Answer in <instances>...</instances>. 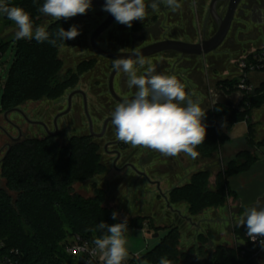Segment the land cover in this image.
Returning a JSON list of instances; mask_svg holds the SVG:
<instances>
[{"label": "trees", "instance_id": "16d2710c", "mask_svg": "<svg viewBox=\"0 0 264 264\" xmlns=\"http://www.w3.org/2000/svg\"><path fill=\"white\" fill-rule=\"evenodd\" d=\"M8 6L25 9L31 16L34 27L40 18L45 17L38 11L45 0H6ZM4 24L14 23L2 14ZM47 31L55 33L59 27L68 29V21L61 19L51 21ZM69 40H57V46L47 41L37 42L14 38L0 47L2 54L7 47L12 48V62L4 83L0 99V110L9 111L29 101L41 99H57L64 92L60 77L62 62L58 59V50L67 46ZM237 80L220 82V88L230 93L235 91ZM264 105V84L251 95L243 96L240 109L226 110L223 106H215L207 116L214 119L217 125H207L204 143L196 149L199 156L209 157L218 150L225 141L235 123L246 122L249 138L253 135V126L248 121L252 111ZM70 159L56 143L28 142L23 140L15 144L0 166V176L4 187L0 186V261L9 256L11 250H17L14 259L19 264H85L82 258L68 256L64 248L77 236L93 243L94 239L106 234L98 230L97 225L103 221L108 225L119 223L112 218L109 211L101 209L103 196L84 199L73 192L72 185L92 176L96 171L97 158L88 145L77 146ZM89 151L88 153H84ZM88 158L83 159L84 155ZM240 158L245 159L243 165L238 164ZM250 162L248 153L239 154L234 160L227 162L215 181L214 191L208 189L209 172L202 171L191 177L190 183L173 189L169 194L168 205L172 201H185L189 212L200 214L204 209L222 207L229 195L227 178L241 170H245ZM15 194L13 199L9 193ZM143 220L136 218L128 222L129 229H142ZM235 246H215L207 250L208 237L197 236L198 247L187 253L179 252L178 229H169L155 247L139 257L140 262L159 264L166 258L172 264H255L251 259L253 247L245 238L246 225L235 227ZM241 252L243 254L241 255ZM12 257V256H11Z\"/></svg>", "mask_w": 264, "mask_h": 264}, {"label": "flooded vegetation", "instance_id": "af4514ba", "mask_svg": "<svg viewBox=\"0 0 264 264\" xmlns=\"http://www.w3.org/2000/svg\"><path fill=\"white\" fill-rule=\"evenodd\" d=\"M188 2H191L190 8L187 6ZM211 2L212 0H207L203 4L202 0H180L182 7L177 12H172L166 6L159 12L151 11V13L147 10L149 12L147 17L151 20L142 22V24L138 23L140 26L137 30L129 32V27L119 24L114 35L107 36L105 41H100L101 36L110 28L113 21L96 38V46L104 52L125 56L131 54L132 49L136 47L142 50L163 42L200 45L215 34L219 22L218 18H222L227 9V0H218L212 8L215 13L214 18L210 13ZM67 21L69 26L70 22ZM179 22L185 23V27L177 28ZM135 25L133 22L131 28ZM146 28H150L151 31L145 39L133 40L136 33ZM210 29H213L211 34L208 32ZM94 31L89 38V47L94 53L93 56H81L82 58L75 63L74 61L77 60L72 59L74 67H72V62L58 56L62 62L61 81L65 92L67 91L66 94L58 97V104L53 103L42 108L39 101H29L27 102L30 105L27 114H23L19 108L21 113L10 112V110L2 111L0 166L12 147L23 140L31 143L53 141L63 152H67V159H70L74 152L81 151L78 148L72 150L74 144L76 147L88 145L97 158L99 173L95 171L91 177L77 181L72 185V189L75 185H83L92 189V194L89 197L84 198L73 191L75 194L84 199H92L97 196L99 190L103 200H109L112 193L105 192L103 187L106 188L108 184L107 175L114 173V179L109 185L110 190L124 188L123 175L127 174L131 178L135 176L156 186L159 196L157 199L169 200L170 192L175 189L172 186L175 172L181 170L185 173L191 166L186 158L187 155L181 153L176 157L161 156L164 160L160 159L159 164L154 166L148 174L144 166L141 165L144 161L143 154L141 159L140 156L131 155L129 153L130 144H125L115 138V127L111 122V113L117 104L125 99L134 98L136 89L128 87L126 74L112 67L113 59L105 58L94 51L90 43ZM85 41V34L83 33L75 39L69 40V44L64 47L73 45L74 48H79L78 52L81 53V49L85 48ZM263 41L264 0H242L222 43L226 45L227 54L251 50L254 47L256 49V46L260 47L261 44L259 46L258 44ZM97 57L102 60L97 59ZM145 58L151 62L158 73L175 75L184 84L186 92L194 101H199L201 107L207 112L203 121L206 124L209 107L210 105L215 107V103L219 100L220 89L219 81L216 80L212 70L215 64L208 61V54L191 56L175 51H163L145 56ZM65 66L67 67L64 69ZM143 72L144 69H140L138 74H143ZM54 106L57 108L55 109ZM6 127L15 131L16 135H11ZM88 152L84 150V153ZM85 158L88 156L84 155L83 159ZM155 175L159 178H154ZM138 179L137 182H139ZM165 184L169 188H161Z\"/></svg>", "mask_w": 264, "mask_h": 264}, {"label": "clouds", "instance_id": "9594fccd", "mask_svg": "<svg viewBox=\"0 0 264 264\" xmlns=\"http://www.w3.org/2000/svg\"><path fill=\"white\" fill-rule=\"evenodd\" d=\"M160 3L172 12L182 7L180 0H153L150 4H146L145 0H105L103 10L119 24L131 28L133 21L145 20L148 8L159 12ZM91 7L92 0H45L38 11L59 21L86 14ZM0 13L16 25L17 40L35 39L39 43L47 41L57 46V40H71L80 35L75 25L67 31L59 27L54 34L44 26L34 28L30 14L22 7L8 6L6 0H0ZM112 67L126 74L128 87L136 89L134 98L117 104L111 113L115 138L134 148H148L168 157L183 153L197 158L199 153L196 149L204 143L207 135V125L203 122L207 112L186 92L184 84L175 75L158 73L138 47L132 49L129 55L113 59ZM140 69H144L143 74H138ZM117 217L118 213L114 211L112 218L115 220ZM241 225H246L249 239L255 242L258 237L261 238L260 244L264 247V207L246 208L239 220ZM97 229H106V234L94 239L92 255L98 250L103 264H123L129 255L124 235L128 231L127 218L112 225L101 221ZM88 264L92 261L89 260ZM159 264L172 262L161 258Z\"/></svg>", "mask_w": 264, "mask_h": 264}, {"label": "rangeland", "instance_id": "374dc122", "mask_svg": "<svg viewBox=\"0 0 264 264\" xmlns=\"http://www.w3.org/2000/svg\"><path fill=\"white\" fill-rule=\"evenodd\" d=\"M207 0H202V3H206ZM152 0H145L146 4H150ZM191 2H188L187 6L190 8ZM165 5L163 3H160L159 7L160 10L164 7ZM150 12L152 11L151 8H148ZM153 12V11H152ZM151 12V13H152ZM149 13V12H148ZM108 16V12L104 11L103 8L95 7L92 6L86 14L82 15H77L75 17L69 18L70 24L68 26V30L75 25L79 31L80 34H85V43L84 49H81V53L78 52L79 48H74L73 45H70L69 47H61L58 51V56L60 58L63 57L66 61H70L73 63L72 59L77 60L74 61L78 62L80 58L83 57H91L94 55L93 51L89 47V38L91 33L95 30V28L100 25ZM151 19L146 17L144 21H133L136 25L133 28H128L129 32H133L138 29L140 24L142 22H149ZM53 21V18L50 16H45L40 18L38 21L37 26H47L48 23ZM119 25L116 20H114L113 24L110 26V28L103 33L101 36L100 41H103L107 36H112L115 34L116 27ZM184 28L185 23L179 22L177 23V28ZM35 28V27H34ZM213 29L208 30V32L211 34ZM17 31L16 25L14 23L5 25L4 21L2 19V15L0 14V47L3 46L4 44L9 43L11 40L15 38V32ZM28 40V39H27ZM105 41V40H104ZM225 43L221 45L216 51L208 54V61L211 63L213 62L215 65L212 67V70L214 71V76H217V68L218 63L222 62L223 60L225 61L224 57L225 54L226 56L229 55L227 54L226 48H225ZM104 47V46H103ZM260 47H262L260 45ZM257 47V48H260ZM2 48V47H1ZM105 48V47H104ZM250 51V49H249ZM77 58V59H75ZM97 59L102 60L100 57H97ZM222 59V60H221ZM12 62V48L7 47L5 51L1 54L0 58V99L3 93V87L4 83L6 82L7 79V74L8 70L10 68ZM74 63L72 64V67H74ZM67 66L64 67V69ZM62 73V72H61ZM64 92L63 94H66ZM51 99H41L39 100V104H41L42 108H46L47 105L56 103H59V98L54 99L53 101H50ZM29 103H24L18 108L21 110L23 114H27L29 110ZM55 109L57 106H54ZM1 116H2V111L0 110V121H1ZM13 117H15L13 115ZM17 120L19 121L18 117H16ZM23 126V125H22ZM244 127L242 125H237L235 127V133L236 135L242 133V129ZM6 129L9 131V133L13 136L16 135L15 131H11L9 127H6ZM129 153L133 156H141L143 154L144 156V161L141 163L142 166L146 169L147 173L150 174V170L153 169L154 166L159 164L160 159L164 160L161 158V155L157 151H153L148 148L144 147H132L129 145ZM188 159L189 165L194 164L195 159L186 156ZM178 172V171H176ZM181 173V176L183 177V171H179ZM115 174L114 173H109L107 175V186L106 188L103 187L105 192H111L112 197L109 200H103L101 209L105 211H109L111 214L115 211L118 213L117 219H115L117 222H123L125 218H127V221H131L133 219L139 218L143 220V226L142 229H129L128 231L125 232V238L127 240V249H128V257L124 261H128L131 259L132 256L134 255H142L146 254L147 252L151 251L155 245L159 242V239L163 237V235L172 228L178 229L179 233V240H178V250L179 252L182 253H187L193 248V246H198L199 241L197 240V232H195L193 228V224H197V226H200V232L202 234H205L207 231V227L204 225V222L202 221L203 218L207 217L210 218L211 215H203L201 216L198 214H194L189 212V205L185 201H172L170 203V207L167 206V201L168 200H161L157 199L159 198L158 196V190L157 187L154 185H151L143 180H140L136 178L135 176L131 178L129 175L124 174V188H115L113 190L109 189L110 182L111 180L114 179ZM127 176V177H126ZM154 178H159L158 176H153ZM137 179L139 182H137ZM152 179V176H151ZM4 180L0 176V186L4 187ZM169 186V185H168ZM161 188L166 189L169 188L165 184ZM160 188V189H161ZM73 191L76 193L80 194L84 198L89 197L92 194V189L86 188L83 185H75L73 187ZM12 198H15V194L10 192L9 193ZM224 206V205H223ZM206 209H204L203 212H205ZM230 215H228L229 217ZM230 218V217H229ZM186 219H190V222H188ZM202 219V220H201ZM230 221L224 214V216L221 217V221L217 222L215 226H212V231L217 230L221 233H224L226 229L229 227ZM130 224H128V227ZM196 226V227H197ZM230 231V230H229ZM228 231V234H223L224 237L220 236L218 238L219 240H224L226 243H231L230 245L233 246V236L232 233ZM158 235L157 238H153L154 235ZM196 236V239L194 237ZM215 236V235H214ZM218 240V241H219ZM216 243H207L206 247L208 251H212L213 248L216 246ZM185 264V263H181Z\"/></svg>", "mask_w": 264, "mask_h": 264}, {"label": "crops", "instance_id": "0c3cea01", "mask_svg": "<svg viewBox=\"0 0 264 264\" xmlns=\"http://www.w3.org/2000/svg\"><path fill=\"white\" fill-rule=\"evenodd\" d=\"M260 44L264 45V41L260 42L258 46ZM252 49H255V47ZM248 51L249 50L229 52V55H225V61L223 60L222 62L218 63V67L220 65L221 66L220 68H217L216 73H218L216 80H218L219 83L223 81L237 80L238 71L235 61ZM248 77L250 83L255 87V89L264 84V71L249 74ZM219 93H224V95L230 99H234L238 95H240L241 98L238 100L236 109H229L226 106L220 105L218 103H215L214 106H223L229 111H237L241 108L240 104L243 99L241 93L237 91L228 93L221 88L219 89ZM212 109L213 107L210 105L209 112ZM248 121L253 126L252 137L249 138L248 136L246 122L235 123L227 135V140L220 148H218L217 151L212 153L209 157H202L198 155V157L195 158L194 164H191L187 171L182 174L183 177L179 172L181 170H178V172H175L174 174L172 186L179 188L189 184L191 177L194 174L202 171H208V189L209 191H214L216 177L225 169L227 162L232 159L234 160L239 154L248 153L250 158L248 167L245 170H241L233 175H230L226 180L227 187L229 189V195L226 198L224 206L218 208H208L205 212H201V216L211 215L210 218L205 217L203 220L201 219L204 222V225L207 227V232L202 234L200 232V226H197V224L192 225L195 232H197L196 236L202 235L204 238L208 237L211 243H216V246H235L234 242L236 241V237L233 233V229L235 227L244 226H239V220L244 210L252 206H257L258 209L264 207V105H262L258 110L252 111ZM214 124L216 126L219 125H217V122L214 119H208L206 121V125ZM237 125H242L244 127L241 131L242 133L238 135L235 133V127ZM219 126L221 129L224 128L223 124H220ZM244 163V158H240L238 160L239 165H243ZM224 214L230 221L229 227L224 233H221L217 230L211 232L213 229L212 226H215L217 222L221 221V217L224 216ZM228 215H230V218ZM186 220H189L188 222H190V219ZM228 231L232 233L234 238L233 246L230 245L231 243L228 244L224 240L221 241L218 239L220 236L224 237L223 234H228ZM196 236L194 239H196ZM261 264H264V255L262 256Z\"/></svg>", "mask_w": 264, "mask_h": 264}, {"label": "water", "instance_id": "95a60500", "mask_svg": "<svg viewBox=\"0 0 264 264\" xmlns=\"http://www.w3.org/2000/svg\"><path fill=\"white\" fill-rule=\"evenodd\" d=\"M218 0H212V2L210 3V13L212 14V16L215 18V13L212 10L214 3H216ZM242 0H227L228 4H227V9L226 12L224 14V16L222 18H218L219 22H218V27L217 30L215 32V34L205 40L204 42H202V44L200 45H194V44H183V43H178V42H163L160 44H156L153 45L151 47H147L145 49L140 50L144 56H150L159 52H163V51H175L178 53H181L183 55H191V56H200V55H207L210 54L214 51H216L218 49V47L223 43V41L225 40L228 31L230 29L231 23L234 19L235 16V12L237 10V7L239 5V3ZM105 4V0H92V6L95 7H99V8H103ZM114 21V17L109 13L107 19L100 24L96 30L94 31V33L91 36L90 39V43L92 48L94 49V51L105 57V58H110V59H116V58H120L121 55L118 54H111V53H107L104 52L102 50H100L97 46H96V38L103 32L105 31ZM151 31L150 28H146L144 30H142L141 32L136 33L133 36V40H136L137 38L139 39H145L149 32ZM133 58H135V56H133ZM241 98L240 95H238L236 98L234 99H230L229 97L225 96L224 93H219V100L216 102L220 105H224L229 109H236V105L238 103V100ZM132 99V98H130ZM10 112H20V110L18 108H14L12 110H10ZM9 113V112H8ZM7 114V112H6ZM168 207H170L169 205H167ZM158 235H154L153 238H157Z\"/></svg>", "mask_w": 264, "mask_h": 264}, {"label": "built area", "instance_id": "2783aa9c", "mask_svg": "<svg viewBox=\"0 0 264 264\" xmlns=\"http://www.w3.org/2000/svg\"><path fill=\"white\" fill-rule=\"evenodd\" d=\"M235 63L237 65L238 76L234 89L241 93L242 96L251 95L254 92L255 87L250 83L248 76L255 72L264 71V46L252 49L246 54L241 55ZM245 238L253 247V250L250 253L251 259L255 264H261L262 256L264 255V247L260 244L261 238L258 237L255 242L249 239L247 234ZM94 249V243H90L75 236L72 238V241L65 246L64 251L70 257L82 258L85 264H88L89 260L92 261V264H103L99 259L100 253L98 250H96L95 255H92ZM242 254L243 252H241V255ZM14 256H18L17 250H11L9 256H5L1 259L0 264H19L16 259H14ZM139 257L140 255H134L130 260L123 262V264H147L143 261L140 262Z\"/></svg>", "mask_w": 264, "mask_h": 264}]
</instances>
